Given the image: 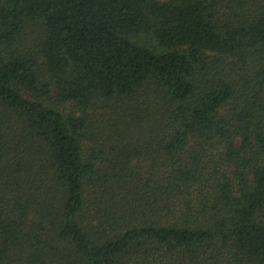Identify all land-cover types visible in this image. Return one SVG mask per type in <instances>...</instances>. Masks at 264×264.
<instances>
[{
	"label": "trees",
	"instance_id": "16d2710c",
	"mask_svg": "<svg viewBox=\"0 0 264 264\" xmlns=\"http://www.w3.org/2000/svg\"><path fill=\"white\" fill-rule=\"evenodd\" d=\"M0 264H264V0H0Z\"/></svg>",
	"mask_w": 264,
	"mask_h": 264
}]
</instances>
